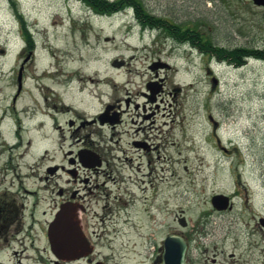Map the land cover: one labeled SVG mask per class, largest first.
Returning <instances> with one entry per match:
<instances>
[{"label": "rangeland", "instance_id": "1", "mask_svg": "<svg viewBox=\"0 0 264 264\" xmlns=\"http://www.w3.org/2000/svg\"><path fill=\"white\" fill-rule=\"evenodd\" d=\"M141 2L151 14L193 29L216 46L264 49V16L239 3ZM21 22L35 36L38 67H47L48 74L54 77L45 82L66 103L89 114L97 113L103 102L116 97L143 101L141 92L154 78L150 69L153 62L160 59L172 66L160 71L165 79L161 116L157 115L155 128L148 129L151 144H160V158L155 148L152 164L141 172H123L111 196L97 192L85 197L88 210L83 219L89 232H96L90 233L96 245L95 259L105 264H152V256L166 235L178 230L177 217L182 210L193 224L209 208L214 194L236 192L240 177L252 185L264 184L263 60L248 57L243 66L237 67L188 42L176 43L157 28L144 29L142 33L132 8L101 14L82 0H0V50L7 51L5 56L0 52V98L12 90L10 72L21 54L22 44L15 37ZM118 62L121 64H114ZM74 72L83 80L73 83L69 76ZM105 80L109 84L97 82ZM175 88H181L177 95ZM211 118L219 123L217 135L222 144L233 150V145L239 143L245 160L240 154L223 151ZM102 134L109 141L113 130L104 127ZM69 143L59 136L41 147L50 144L60 151L63 144L65 149ZM113 153L109 142L105 156L110 158ZM133 162L138 165V161ZM234 166H239L241 176ZM142 173H150L145 177L146 186L139 183V187H146L145 191L133 184V178L140 179ZM111 174L117 177L115 172ZM135 194L141 198L137 206L133 202ZM55 198L57 194L51 189L42 190L35 212L40 221L25 237L26 246L34 243L45 258L48 254L42 231L46 219L53 214ZM257 198L264 200V189L258 191ZM105 204H109L107 210ZM142 206L147 208L146 213ZM230 220L228 216L214 217L216 224H228ZM28 254L32 257L24 262L36 264L39 251L29 249ZM20 258L21 254L19 258L5 254L0 261L17 263Z\"/></svg>", "mask_w": 264, "mask_h": 264}, {"label": "flooded vegetation", "instance_id": "2", "mask_svg": "<svg viewBox=\"0 0 264 264\" xmlns=\"http://www.w3.org/2000/svg\"><path fill=\"white\" fill-rule=\"evenodd\" d=\"M224 1L239 3L264 16V0ZM137 21L142 33L145 32L144 29L157 28L176 43L183 41L192 44L189 39L185 41L179 35L186 27L167 17L164 18V27L149 25L138 17ZM23 24L21 22L15 35L22 47L17 64L10 72L13 73V80L9 85L12 90L0 98V258L5 254L19 258L21 254L22 259L17 263L0 261V264H35L24 262V259L32 257L26 255L29 249L39 251L35 258L36 264H105L104 261L95 259L96 245L91 241L90 233L96 232H89L88 224L83 219V214L88 210L85 197L97 192L111 196L114 184L118 183V177L123 172H141L152 164L155 148L156 157L160 158V144H151L148 129L155 128L157 115L162 111L161 96L165 91V79L160 76V71L172 66L160 59L153 62L150 69L154 72V78L146 83V90L141 92L143 101L116 97L114 101L103 102V107L97 113L89 114L86 110L66 103L61 94L45 82L47 79L52 81L54 77L48 74L47 67H38L35 36ZM258 49L260 50L256 48ZM0 52L4 54L2 56L7 54L5 49ZM247 56L238 55V58H234L226 54V58L220 59L241 67L248 61ZM240 57H244L242 62ZM258 59L264 61V57ZM42 79L44 82L41 83ZM152 90H155L154 94ZM180 90L181 88H175V94ZM103 113L104 124L100 120ZM211 120L223 151L226 154L231 151L235 155L240 154L242 160H245L239 143L233 145V150L222 144L217 135L219 123L213 118ZM104 127L113 130V137H109V141L102 134ZM59 136L64 143L70 140L65 149L64 144L60 151L50 144L41 147V144L57 140ZM109 142H112L114 153L107 158L105 148H108ZM50 150L52 155H49ZM134 160L138 161L137 166ZM241 161L237 163L245 165ZM233 169L241 176L239 166H234ZM111 172H115L117 177ZM149 174L142 173L140 179L133 178V184L136 187H139V183L146 186L145 177ZM148 182L151 183L152 180ZM145 186L139 188L145 191ZM43 189H51L52 193L57 194L53 214L46 219L42 231L47 258L34 243L28 247L25 244V237L31 235L35 224L40 221L35 212L41 202ZM260 189H264V184L252 185L243 182L240 177L236 192L219 193L228 197L225 202L220 203L224 207L215 204L214 196L218 193L214 194L209 208L201 212L193 224L185 210H182L177 217L178 230L166 235L152 256V264H159L163 258L164 243L170 235H179L186 240L185 264H264V200L257 198ZM143 200H146V196H143ZM70 203L78 207L80 225L91 242L92 251L80 257L61 259L52 248L49 229L57 219L61 207ZM124 204L127 203L124 201ZM134 205L137 206L135 203ZM103 207L107 210L109 204ZM142 208L146 213L147 208ZM218 215L228 216L232 220L228 224H216L214 217Z\"/></svg>", "mask_w": 264, "mask_h": 264}, {"label": "water", "instance_id": "3", "mask_svg": "<svg viewBox=\"0 0 264 264\" xmlns=\"http://www.w3.org/2000/svg\"><path fill=\"white\" fill-rule=\"evenodd\" d=\"M121 64V63H114ZM214 87L217 86L218 80H213ZM153 94L155 90H152ZM103 113L100 116L101 123L104 124ZM228 197L224 194L214 196V202L218 207H224ZM50 241L52 248L61 259H70L86 255L92 251V247L84 235L78 217V207L73 204H66L61 207L57 219L50 225ZM187 242L179 235H170L164 243L163 258L159 264H185V254Z\"/></svg>", "mask_w": 264, "mask_h": 264}, {"label": "trees", "instance_id": "4", "mask_svg": "<svg viewBox=\"0 0 264 264\" xmlns=\"http://www.w3.org/2000/svg\"><path fill=\"white\" fill-rule=\"evenodd\" d=\"M92 7L96 12L101 14H114L129 8H132L137 17L149 25L164 27V18L155 16L148 12L141 0H82ZM183 40L187 41L188 39L192 44L199 46L204 52L214 53L219 58H226L227 55H231L234 58H238V55L255 56V57H264V50H252V49H243L235 48L229 49L225 47H220L214 45L210 40L204 39V37L197 31L185 28L181 30L179 34ZM247 56V57H249ZM240 61L242 62V58Z\"/></svg>", "mask_w": 264, "mask_h": 264}, {"label": "bare ground", "instance_id": "5", "mask_svg": "<svg viewBox=\"0 0 264 264\" xmlns=\"http://www.w3.org/2000/svg\"><path fill=\"white\" fill-rule=\"evenodd\" d=\"M47 53H48V55H49V54H50V51H47ZM169 69H171V68H169ZM69 78H71V81H72L73 83H74V82H77V81H79V80H83V79H79V78H78V75H77L76 72L71 73L70 76H69ZM97 82H100V83H102V84L104 83L105 85H106V84H109L107 80H105V81H97ZM140 200H141V198H140L138 195H136V196H135L134 203H135L136 205H138V204L140 203Z\"/></svg>", "mask_w": 264, "mask_h": 264}]
</instances>
